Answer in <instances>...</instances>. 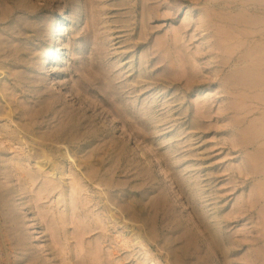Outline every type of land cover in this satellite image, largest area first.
Returning a JSON list of instances; mask_svg holds the SVG:
<instances>
[{"label":"rangeland","instance_id":"374dc122","mask_svg":"<svg viewBox=\"0 0 264 264\" xmlns=\"http://www.w3.org/2000/svg\"><path fill=\"white\" fill-rule=\"evenodd\" d=\"M0 264H264V0H0Z\"/></svg>","mask_w":264,"mask_h":264},{"label":"bare ground","instance_id":"6f19581e","mask_svg":"<svg viewBox=\"0 0 264 264\" xmlns=\"http://www.w3.org/2000/svg\"><path fill=\"white\" fill-rule=\"evenodd\" d=\"M64 20H65V19H64ZM49 155H50V154H49ZM217 230H218V229H217ZM214 231H216V230H214ZM216 232H217V231H216ZM216 235H217V234H216ZM214 237H215V235H214ZM219 237H220V236H218V238H219ZM216 238H217V237H216ZM218 238H217V239H218ZM216 241H217V240H216ZM217 243H218V242H217ZM219 243H220V242H219ZM219 243H218V244H219ZM214 244H215V240H214ZM219 245H221V244H219Z\"/></svg>","mask_w":264,"mask_h":264}]
</instances>
